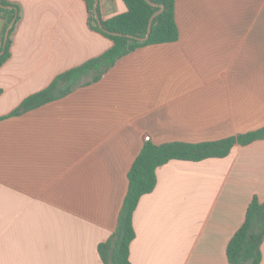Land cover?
<instances>
[{
	"label": "crops",
	"instance_id": "crops-1",
	"mask_svg": "<svg viewBox=\"0 0 264 264\" xmlns=\"http://www.w3.org/2000/svg\"><path fill=\"white\" fill-rule=\"evenodd\" d=\"M10 1L21 17L0 67V264H104L98 245L117 228L148 141L264 126V0H176L177 41L139 47L98 81L18 115L112 41L89 26L86 0ZM98 9L105 20L127 6ZM4 27L0 17V38ZM156 174L133 215L132 264H229L250 202H264V139L225 157L172 159ZM261 251L264 264V242Z\"/></svg>",
	"mask_w": 264,
	"mask_h": 264
},
{
	"label": "trees",
	"instance_id": "trees-1",
	"mask_svg": "<svg viewBox=\"0 0 264 264\" xmlns=\"http://www.w3.org/2000/svg\"><path fill=\"white\" fill-rule=\"evenodd\" d=\"M152 1L164 5V9L154 18L150 37L146 41H140L130 38L126 34L145 36L151 16L160 7L152 6L146 0H124L127 11L105 20L101 18L104 26L101 28L95 17L94 0H86L89 11V26L107 36L112 41L111 47L100 55L60 73L48 87L27 97L10 115L21 114L61 98L79 86L98 81L119 59L139 47L177 41L179 28L175 18L176 0ZM0 3L13 7L0 6V17L5 20V27L0 38V50L3 49L6 29L14 18L16 10L18 11L17 21L10 31L5 50L0 53L1 67L11 56V36L20 20L21 8L10 0H0ZM113 32L124 35H115ZM86 78L89 79L85 80ZM259 139H264V126L212 141L193 143L173 141L162 144L148 141L128 172L129 186L119 213L117 228L106 241L98 245V251L104 264H132L130 245L136 235L133 215L140 198L155 189L157 184L156 170L159 166L172 159L200 161L210 157H225L229 155L236 144L246 145ZM263 242L264 202L255 196L247 208L244 223L228 244L229 264H260Z\"/></svg>",
	"mask_w": 264,
	"mask_h": 264
},
{
	"label": "water",
	"instance_id": "water-1",
	"mask_svg": "<svg viewBox=\"0 0 264 264\" xmlns=\"http://www.w3.org/2000/svg\"><path fill=\"white\" fill-rule=\"evenodd\" d=\"M146 1L149 4H151L152 6L160 7V9H158L157 11H155L153 13V15L151 16L150 21H149V25H148L147 34L145 36H135V35H131V34H126V36H128V37L133 38V39H136V40H140V41H146L150 37L151 31H152L153 20L164 9V5H159V4L155 3V2H153L152 0H146ZM0 6L7 7V8H13L11 6H5V5H3L1 3H0ZM98 6H99V0H94V13H95L96 20H97L99 26L101 28H104L103 23H102V19L100 17L99 11H98ZM17 16H18V11L16 10V14H15L14 18L12 19V21L10 22V24L8 25V27L6 29L5 39H4V44H3V49L0 50V53H3L4 50H5L7 41L9 39L10 31L14 27V25H15V23L17 21ZM113 34H115V35H124L123 33H119V32H113Z\"/></svg>",
	"mask_w": 264,
	"mask_h": 264
},
{
	"label": "built area",
	"instance_id": "built-area-1",
	"mask_svg": "<svg viewBox=\"0 0 264 264\" xmlns=\"http://www.w3.org/2000/svg\"><path fill=\"white\" fill-rule=\"evenodd\" d=\"M146 139H147V140H149V139H150V137H149V136H146Z\"/></svg>",
	"mask_w": 264,
	"mask_h": 264
}]
</instances>
